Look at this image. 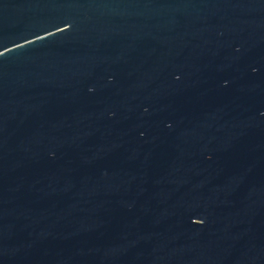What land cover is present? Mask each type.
<instances>
[{
	"label": "water",
	"instance_id": "water-1",
	"mask_svg": "<svg viewBox=\"0 0 264 264\" xmlns=\"http://www.w3.org/2000/svg\"><path fill=\"white\" fill-rule=\"evenodd\" d=\"M0 264H264V0H0Z\"/></svg>",
	"mask_w": 264,
	"mask_h": 264
}]
</instances>
